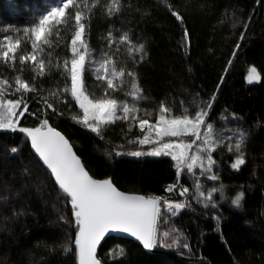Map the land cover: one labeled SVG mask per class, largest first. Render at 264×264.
Instances as JSON below:
<instances>
[{"label":"trees","instance_id":"obj_1","mask_svg":"<svg viewBox=\"0 0 264 264\" xmlns=\"http://www.w3.org/2000/svg\"><path fill=\"white\" fill-rule=\"evenodd\" d=\"M48 1L43 0V3ZM129 2L131 7L114 21L99 14L93 18L90 43L99 48L101 36L106 34L109 24L114 30L128 31L136 38V43H146L144 59L134 67L146 97L139 101V118L154 122L162 101L179 109L189 107L194 100L206 102L216 93L210 118L216 120L227 107L229 113L235 112L242 126L252 133L244 148L246 163L239 170L231 169L234 155L226 148L215 154L219 161L216 170L226 186V194L234 196L238 190H244L245 198L239 209L230 202L221 201L223 217L217 226L212 213L206 215L203 205L190 197L192 207L171 218V224L185 233L191 251L182 247H157L145 252L132 241L108 238L98 250L100 257L106 264H264V0H168L184 16L183 25L167 10L165 0ZM28 3L30 0H15L16 11H12L8 0H0V23L23 27ZM245 23L248 24L246 30ZM185 27L189 33L187 38L184 37ZM242 32L243 40L240 39ZM71 34V31L63 32L59 46L55 37L51 46H45L43 54L53 64L57 60L62 64L70 56ZM238 42L241 47L233 58L231 53ZM115 58L118 66H132L123 45L115 52ZM230 59L231 65L228 64ZM253 66L261 80L249 83L246 77ZM20 74L28 80L34 75L28 64ZM0 75H9L2 65ZM128 79L125 78L126 85ZM37 83L42 86V96L63 87V79L55 71ZM87 86L89 91L100 94L101 88L94 76L88 78ZM129 90L130 85L124 89ZM117 96L122 98L123 93ZM181 101L185 103L181 105ZM56 106L64 114L52 116L49 109L50 123L58 124V130L69 138L74 150L87 162L90 174L96 178L111 177L120 190L142 195H165L166 186L176 181L170 157L127 155L140 148L127 143L142 135L138 122L129 129L128 122L117 121L106 130L105 140H101L72 119L73 114L79 113L74 103L71 108L62 103ZM41 107L36 100L30 101L32 112ZM34 119L29 115L22 126H32ZM226 127L235 128V122ZM10 146L22 151L12 154ZM113 149L124 154L116 156ZM106 151L112 155H107ZM31 154L23 134L0 131V186L5 183L16 188L26 185L21 196L12 203L30 207L26 216L0 220V264H76L74 254H64L59 246L65 242L69 226L58 220L61 213L57 207L63 205L57 204L54 180H49L48 172L35 162L31 165L34 174H23ZM202 179L207 183L205 188L220 183ZM181 183L192 188L191 182L183 177ZM170 195L183 199L178 190ZM63 214L70 215L67 211Z\"/></svg>","mask_w":264,"mask_h":264},{"label":"snow or ice","instance_id":"obj_2","mask_svg":"<svg viewBox=\"0 0 264 264\" xmlns=\"http://www.w3.org/2000/svg\"><path fill=\"white\" fill-rule=\"evenodd\" d=\"M8 6L16 11L15 0H8ZM129 7V0H53L47 5L43 0H30L23 27L0 23V65L9 73L0 75V130L18 131L23 134L25 143L30 141L34 152L29 164L23 168V174L32 176L31 165L35 162L48 172L49 180L54 177L57 204L63 205L54 207L61 213L58 220L69 226L65 242L59 246L64 254H74L77 264H106L98 247L120 233L135 238L145 250L182 247L191 251L185 233L171 224V218L192 207L190 197L203 205L206 215L212 213L217 226L223 217L221 201L230 202L239 209L245 198L244 190H238L234 196L226 194V186L216 170L219 161L215 158V154L226 148L234 155L231 169L239 170L246 163L244 148L252 133L242 126L241 118L235 112L229 113L225 107L217 119L212 120L216 93L206 102L194 100L189 107L179 109L162 101L154 122L139 118V101L146 97L134 67L144 59L146 43H136V38L128 31L114 30L111 24L101 36L99 48L90 43L92 20L97 14L114 21ZM165 7L183 25L181 12L168 0H165ZM247 27L245 23V30ZM65 31L72 33L68 45L70 56L62 64L59 60L53 64L43 54L45 46L52 45L53 37L59 46ZM188 35L185 27L184 37ZM240 39H244L243 32ZM121 45L126 47L131 67L118 66L115 52L120 51ZM240 47L238 42L231 53L233 58L237 57L236 50ZM26 64L34 73L31 80L20 74ZM228 64H232V59ZM53 71L63 79V87L42 96V86L37 82ZM93 76L101 88L99 95L89 91L87 86L88 78ZM126 77L129 78L127 85ZM246 79L249 83L261 80L255 66L249 69ZM128 85L130 90L124 91ZM119 92L123 93L122 98L117 96ZM31 100H36L42 107L32 112ZM57 103L67 104L70 108L73 103L78 106L79 113L73 114L72 119L101 140H105L106 130L117 121L128 122L129 129L138 122L142 135L127 143L141 147L127 155L170 157L174 162L176 181L166 186L165 195H142L120 190L111 177L96 178L90 174L87 162L77 154L69 138L58 130V124L50 123L52 116L64 114L57 108ZM184 103L180 102L181 105ZM29 115L35 118L33 125L22 126V121ZM233 122L235 128L226 127ZM145 145L149 146L147 150L142 148ZM9 151L16 154L22 149L10 146ZM113 152L116 156L124 154L116 149ZM106 154L112 155L107 151ZM182 177L191 182V189L181 183ZM201 177L220 183L205 188ZM24 187L26 185L16 188L9 183L0 186V220L30 213V207L12 203L21 196ZM177 190L183 199L171 197L170 194ZM217 194L219 199H216ZM66 211L70 215L63 214Z\"/></svg>","mask_w":264,"mask_h":264},{"label":"water","instance_id":"obj_3","mask_svg":"<svg viewBox=\"0 0 264 264\" xmlns=\"http://www.w3.org/2000/svg\"><path fill=\"white\" fill-rule=\"evenodd\" d=\"M0 131L13 132L12 130H0ZM16 132H18V131H16ZM28 145H29V147H30V151H31V153H33L34 150L31 149L30 141H28ZM41 163H42V161H41ZM44 167L46 168V166H44ZM49 171H50V170H49ZM52 179L54 180V177H53ZM134 194H135V193H134ZM69 206H70V205H69ZM117 238L132 241V242L138 244V245L143 249L142 245H140V243H139L138 241H136L135 238L129 236L128 234L120 233V234L118 235ZM102 244H103V242H102ZM99 248H100V247H98V250H99ZM143 250H144L145 252H150V251H151V250H145V249H143ZM76 264H77V260H76Z\"/></svg>","mask_w":264,"mask_h":264},{"label":"rangeland","instance_id":"obj_4","mask_svg":"<svg viewBox=\"0 0 264 264\" xmlns=\"http://www.w3.org/2000/svg\"><path fill=\"white\" fill-rule=\"evenodd\" d=\"M51 2H53V0H49L45 5H47V4H49V3H51ZM247 80V79H246ZM78 107V106H77ZM137 127H138V129L140 130V128H139V124H137ZM141 131V130H140ZM141 147V146H140ZM149 146H147V145H145V146H142V148L144 149V150H147V148H148ZM201 180L203 181V179H202V177H201ZM205 181V180H204ZM205 183V182H204ZM204 185H207V183H205ZM180 248V247H179ZM168 249H177V248H168Z\"/></svg>","mask_w":264,"mask_h":264}]
</instances>
